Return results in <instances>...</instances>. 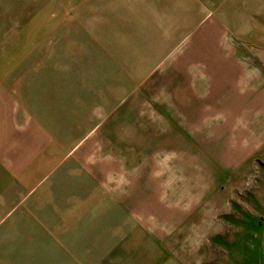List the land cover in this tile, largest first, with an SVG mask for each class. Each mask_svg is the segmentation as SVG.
I'll use <instances>...</instances> for the list:
<instances>
[{
    "label": "crops",
    "instance_id": "crops-1",
    "mask_svg": "<svg viewBox=\"0 0 264 264\" xmlns=\"http://www.w3.org/2000/svg\"><path fill=\"white\" fill-rule=\"evenodd\" d=\"M55 2L40 16L57 18L67 57L0 43V264H206L224 229L208 204L187 201L193 187L178 185L176 168L160 169L126 67L252 65L236 52L264 34V0ZM204 129L191 137L209 146ZM198 159H186V177L221 176ZM260 230L240 233L232 264H264Z\"/></svg>",
    "mask_w": 264,
    "mask_h": 264
},
{
    "label": "rangeland",
    "instance_id": "rangeland-1",
    "mask_svg": "<svg viewBox=\"0 0 264 264\" xmlns=\"http://www.w3.org/2000/svg\"><path fill=\"white\" fill-rule=\"evenodd\" d=\"M42 3L50 14L55 13V0H0L2 51L7 52L5 48L10 43L28 41L40 44L28 52L30 57H67V50L57 49V18L40 16ZM32 6L38 10L33 12ZM257 37L260 40L252 35L255 47L249 45L236 52L242 60L254 62L252 65L174 67L166 63L159 68L126 67L129 94L138 99L139 108H145V120L154 127L150 133L156 135L159 143L152 152L160 159V169L176 168L178 185L193 187L194 193L187 201L192 200L195 207L208 204L209 217H217L224 229L218 238L214 236L209 241L206 264H232L228 256L239 245H247L239 238L245 230L256 229L257 237L263 235L260 229H264V34ZM215 53L212 51V57ZM76 56L72 52L70 57ZM153 71L154 75L149 77ZM139 72L149 78L145 83L136 81L138 76L134 74ZM142 86L144 94L140 91ZM138 105L134 104V108ZM201 126L207 129L203 132L207 133L209 146H201L191 137L200 132ZM201 138L198 137V143ZM216 139L218 144L212 142ZM221 153L223 162L212 160ZM190 157H208L210 170H220L221 176L209 177L207 181L199 176L186 177L184 166L190 164L186 160ZM199 159L193 163L204 170L205 162ZM187 181L192 184L187 185ZM221 205L225 207L222 211L215 208Z\"/></svg>",
    "mask_w": 264,
    "mask_h": 264
}]
</instances>
